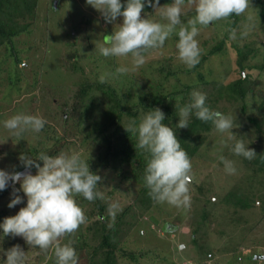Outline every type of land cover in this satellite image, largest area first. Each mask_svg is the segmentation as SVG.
I'll list each match as a JSON object with an SVG mask.
<instances>
[{"label":"rangeland","instance_id":"374dc122","mask_svg":"<svg viewBox=\"0 0 264 264\" xmlns=\"http://www.w3.org/2000/svg\"><path fill=\"white\" fill-rule=\"evenodd\" d=\"M167 3L171 0H159L161 6ZM250 3L244 14L235 16L236 25L230 24L233 19L230 18V22L217 21L201 28L196 39L201 57L205 55L206 58L199 69L193 71L178 59V36L173 35L163 47L148 50L144 54L145 63L135 71L118 74L116 69L121 65L132 67L131 55L104 57L99 48L104 35L118 29L120 18L114 24L106 23L86 0H36L32 12L16 19L20 32L13 38L17 54L22 59L20 63L13 65L9 49L0 47V147L4 150L0 155V169L22 170L20 154L35 157L30 148L48 150L49 156L79 153L82 158H89L90 171L102 178L98 182V191L102 193L101 201L106 204V213L110 214L112 204H118L120 211L116 214H119L131 202L139 184L133 177H123V171L101 164L98 154L104 147L99 144L100 138L93 141L91 137L83 136L89 130H92V137L95 134L93 126L90 128L87 122L92 125L95 119L103 120L101 112L106 108L105 93L102 89L92 88L89 94L96 96L99 105L96 102L93 112L89 117L86 115L79 127L71 118L67 124L61 120V115H68L60 110L61 103L70 98L81 80L100 81V77L105 75V83L115 88L123 96L124 103L129 105L138 103L140 96L146 94V87L158 81L166 91L180 89L185 83L192 85L188 94L179 93L174 97L175 104L182 99L191 103L193 92L205 94L209 104L208 99H214L212 85L200 81L197 71L208 81L236 78L235 48L250 50L247 63L262 67L250 70L251 76L245 83L247 90L243 109L241 101L229 102L225 98L212 107L218 108L222 114L234 115L238 127L230 129L235 135L231 137L213 126L190 159V206L178 208L157 203V207L149 209L148 214L136 217L129 210L125 215L127 224L123 225L124 229L118 232L114 241L118 243L117 248L134 251L137 260H129L117 251L114 258L116 264H264V173L253 165L245 167L242 156L232 152L236 141L242 140L245 144L250 141L248 135H252L250 126L246 127L249 123L247 116L257 115L258 106L264 99V29L260 20L264 0H250ZM144 12L149 19L160 20L159 9L146 5ZM185 13L181 19L186 24L195 15L194 6H187ZM22 25L27 27L21 30ZM246 25L255 26L247 36H241ZM230 29H236V40L230 38ZM221 39L224 40L223 47L209 54ZM73 64L82 70H75ZM242 74H245L244 70ZM140 110L138 116L141 121L147 111ZM21 113L41 116L46 124L39 133L27 130L23 139L17 141V137L5 129L4 121ZM82 126L84 129L81 130ZM220 156L234 162V174L225 171ZM39 164L42 166L43 162L39 161ZM36 171L35 168L31 173ZM19 188L20 184L16 189ZM12 191L0 195V210L5 212V217L15 215L26 204L21 190L16 193L21 202L9 208ZM236 193L251 200L252 205L241 209L233 206L232 201L224 202L227 196ZM76 201L84 213H91L89 206L92 202L84 201L83 204L81 196H77ZM95 219L89 215L74 234L61 238V244L71 242L79 247L76 250L78 264H88V255L99 240L100 236L94 233ZM129 221L133 224L130 225ZM5 237L6 241L0 240V264H5L6 252L14 245H20L25 251V264H56L53 249L44 251L27 245L23 237Z\"/></svg>","mask_w":264,"mask_h":264},{"label":"clouds","instance_id":"9594fccd","mask_svg":"<svg viewBox=\"0 0 264 264\" xmlns=\"http://www.w3.org/2000/svg\"><path fill=\"white\" fill-rule=\"evenodd\" d=\"M97 10L106 23L114 24L120 18L116 31L104 35L99 52L104 57H132V67L121 65L118 74L135 71L145 63V53L150 49L161 48L173 35L178 36L177 57L187 68H194L200 62L201 48L196 37L202 27L206 28L217 21H228L233 15L241 16L250 7V0H171V3L159 4V0H86ZM159 9L160 20L149 19L144 12L145 6ZM194 6L195 15L185 24L181 17L185 8ZM143 13V15H142ZM251 20V17H249ZM163 21V22H161ZM255 25H246L241 36H247ZM232 40L237 39L236 29L229 30ZM106 82V76L100 77ZM179 120L176 128L189 127V118L193 114L202 122H211L220 133L235 135L230 129L238 127L234 115H225L206 105V95L192 93V102L179 108ZM165 114L159 108H153L137 125L130 121L127 133L137 136L136 148L149 155L145 167L144 181L149 196L156 203H167L187 208L191 204L189 185L192 181V163L188 153L182 148L172 127L163 123ZM46 120L38 115L16 114L4 121L5 129L23 139L27 130L39 133ZM238 140L232 152L247 160L256 157V152ZM89 159V158H88ZM88 159L79 153L49 156L40 153L37 157L21 153L19 160L26 169L6 171L0 169V191L9 184L13 187L12 199L8 207L21 202L16 193L21 191L26 204L12 216L5 217L0 223V240L5 236L23 237L27 245L47 251L53 249L56 264H78V254L72 243L61 244V238L74 234L80 225L86 222L84 210L76 201L81 196L89 202L102 199L98 191L101 177L90 171ZM219 159L229 174L235 173L234 162L220 156ZM37 161H42L41 166ZM37 169L32 174L30 169ZM120 211L118 204L110 206L114 217ZM5 264H25V251L20 245H14L6 252Z\"/></svg>","mask_w":264,"mask_h":264},{"label":"trees","instance_id":"16d2710c","mask_svg":"<svg viewBox=\"0 0 264 264\" xmlns=\"http://www.w3.org/2000/svg\"><path fill=\"white\" fill-rule=\"evenodd\" d=\"M123 2L124 0H122V3ZM35 3L36 0H0V47L5 46L7 49H9L10 54L12 55L11 63L15 66H17L22 60L18 56L17 50L14 46L13 37L20 32L19 26L16 23V19L19 17L22 18L25 16V14L32 12ZM230 18H233L230 24L236 25L235 15ZM260 20L262 23L261 26L264 29V6L262 5L260 8ZM20 27L21 30H23L27 27V25H22ZM223 42L224 40L221 39L209 50L208 53L213 54L220 50L223 47ZM235 51V63L238 67L236 78L229 77V79L226 81H208L204 80L203 74L197 71V76L199 77L198 79L200 81L204 82L206 85L210 83L212 85V97H214V99L212 100L209 96L210 98L208 100H210V103L207 104L206 102V105L212 110L218 111V108L215 109L212 107H214L215 103H217L222 98L227 99L229 102L241 101L243 109L245 107L244 100L247 90L245 83H247L248 77L251 76L250 70L256 67H262L247 63L246 59L250 53V50L243 51L235 48ZM205 58V55H203L199 64H197L194 68H191V70L195 71L199 69ZM73 68H75V70H82V68L74 64ZM243 70L245 71V74H242ZM172 73L173 72H169V74ZM206 81L208 83H206ZM191 86L192 85L185 83L180 89L166 91V88L162 82L158 81L156 84L146 87L147 92L146 94L140 96V101H138V103L129 105L124 103L123 96L118 94L116 89L110 84L101 83L97 80L90 81L85 78L76 85L75 90L70 96L71 99L67 98L61 103L60 110H62L63 114H68L67 117L61 115V120L65 121V124H67L68 120L71 118V120H73V122L79 127L83 119L87 118L86 115L88 114L89 117L91 112H93V109L96 107V102L99 105V101L96 96H91L89 92L92 90V88L102 89V92H104L107 97L106 108H104V110L101 112L103 120L98 121V119H95L92 125L87 122L90 128L93 126V131L95 134H93L92 137V130H89L88 132L86 131L83 136L86 135V137H91L94 139L93 141L100 138L99 144H103L104 147V150L102 152L100 151L98 154L100 163L108 166L110 165L112 168L123 171V177H133L134 180H136V182L139 184L138 191L134 195L131 202L126 204L121 212L116 214L114 217L109 213H106V204H102L101 199L93 201L92 205L89 206L91 213H85L86 219H88L89 215L91 214L92 216L96 217L93 222V226L96 227L94 233L100 237L97 244L93 245L91 252L88 255V264H116V259L114 258L115 251L119 252L121 256L129 260H137V255L134 251L126 250L122 247L117 248L118 243L117 241H114L115 237L120 230L124 229L123 225L127 224L125 215L129 210L133 211L135 217L146 215L148 214L149 209L152 207H157V203L149 196V189L146 187L144 181L145 167L149 155L143 150L137 149L135 147L137 144V136L132 133H127L123 126L127 127L129 122L133 120H135L136 124L138 125L140 122L138 115L141 112V108L146 110L147 113L152 111L153 108H159L165 114V120L163 123L174 129L182 148L188 153L191 159L205 140L207 134L213 128V124L211 122L205 123L197 119L194 112L189 118V127L176 128V124L179 120L178 110L180 107L189 104V102L182 99L179 104H175L173 99L179 93H182L183 95L188 94ZM258 109L257 115L247 116L249 123L246 125V127L250 126V134L252 135H248V139L250 138L248 144L251 143V147L249 148H252L257 155L252 160H247L244 157L242 158L245 167H250L253 165L257 171L264 173V99L262 100L261 104H259ZM258 115L261 117H258ZM80 129H84V126H82V128L80 127ZM57 140L61 142L64 141L60 139ZM255 140L256 142H254ZM3 151V148L0 147V155L3 154ZM30 151L35 154V157H37L42 152L48 154V150L37 151L36 148H30ZM37 163H39V161H37ZM34 169L35 167L31 168L32 171ZM18 185V183L15 185L9 184L5 190L0 191V195L2 192H6L8 190L12 191L13 187L16 188ZM82 200L83 204L84 201L89 202L83 197ZM229 201H232L231 204L233 206L239 207L241 209H245L252 205L251 200L248 198H242L237 193L232 194V196H227L224 202ZM202 217L203 219L205 218L204 211H202ZM4 218L5 212L0 210V223H3ZM110 222L112 223L111 226H109ZM129 223L130 225L133 224L130 221ZM0 234H2V229H0ZM2 240L6 241V237H3ZM85 245L86 242L83 241V246ZM73 247L75 250L79 249L76 244H74Z\"/></svg>","mask_w":264,"mask_h":264},{"label":"water","instance_id":"95a60500","mask_svg":"<svg viewBox=\"0 0 264 264\" xmlns=\"http://www.w3.org/2000/svg\"><path fill=\"white\" fill-rule=\"evenodd\" d=\"M24 171H26V169H25V168H23L22 170H20V172H24ZM30 171H32V170L30 169Z\"/></svg>","mask_w":264,"mask_h":264}]
</instances>
